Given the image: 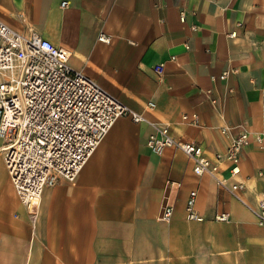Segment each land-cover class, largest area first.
Here are the masks:
<instances>
[{"label": "crops", "instance_id": "1", "mask_svg": "<svg viewBox=\"0 0 264 264\" xmlns=\"http://www.w3.org/2000/svg\"><path fill=\"white\" fill-rule=\"evenodd\" d=\"M0 20L64 47L73 69L149 121L169 123L205 156L223 153L241 131L264 129V0H0ZM184 114H197L198 125ZM150 131L118 118L74 184L43 189L34 215L0 150V264H264V227L253 213L209 175H195L180 150L151 153ZM232 167L223 161L219 176L244 183L239 196L257 207L264 144H249L234 175ZM190 191L199 220L187 217ZM220 213L229 220H216Z\"/></svg>", "mask_w": 264, "mask_h": 264}, {"label": "built area", "instance_id": "2", "mask_svg": "<svg viewBox=\"0 0 264 264\" xmlns=\"http://www.w3.org/2000/svg\"><path fill=\"white\" fill-rule=\"evenodd\" d=\"M64 5L62 2L61 6ZM180 20L184 21L183 12ZM110 38V34L101 32L97 40L108 43ZM69 58L67 49L56 46L32 29L21 33L0 20V138L3 142L0 150L19 201L29 214L37 211L45 187H53L58 180L74 184L114 122L127 116L133 123L145 122L151 128L146 140L151 153L160 155L166 148L180 150L191 162L195 175L212 177L264 227V193L257 207H253L239 196L245 189L244 183L228 185L219 176L223 161L233 164L232 175L238 172L243 149L251 143L264 144V129L258 133L241 131L231 138L223 153L205 156L195 142L173 137L169 123L149 121L96 81L73 69ZM153 69L159 76L163 74L162 64ZM226 75L224 72L218 78L225 79ZM148 107L153 108L154 103L149 102ZM262 111L264 116V101ZM182 120L198 125L197 114L191 118L184 114ZM227 129L221 128V133L225 134ZM167 187L177 189L181 182H169ZM195 196L196 191H190L186 201L190 220L200 219L194 209ZM171 214L172 207L166 205L161 219L169 221ZM215 219L228 221L229 216L220 213Z\"/></svg>", "mask_w": 264, "mask_h": 264}]
</instances>
